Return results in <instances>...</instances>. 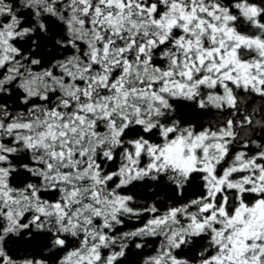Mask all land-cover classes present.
Masks as SVG:
<instances>
[{
    "label": "snow or ice",
    "instance_id": "6c2138e0",
    "mask_svg": "<svg viewBox=\"0 0 264 264\" xmlns=\"http://www.w3.org/2000/svg\"><path fill=\"white\" fill-rule=\"evenodd\" d=\"M0 264H264V0H0Z\"/></svg>",
    "mask_w": 264,
    "mask_h": 264
},
{
    "label": "trees",
    "instance_id": "16d2710c",
    "mask_svg": "<svg viewBox=\"0 0 264 264\" xmlns=\"http://www.w3.org/2000/svg\"><path fill=\"white\" fill-rule=\"evenodd\" d=\"M18 247H20L21 251H23V247H24L23 245H20Z\"/></svg>",
    "mask_w": 264,
    "mask_h": 264
}]
</instances>
